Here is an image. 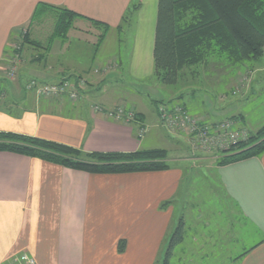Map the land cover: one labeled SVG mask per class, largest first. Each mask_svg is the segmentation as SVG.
Listing matches in <instances>:
<instances>
[{"label":"crops","instance_id":"0c3cea01","mask_svg":"<svg viewBox=\"0 0 264 264\" xmlns=\"http://www.w3.org/2000/svg\"><path fill=\"white\" fill-rule=\"evenodd\" d=\"M158 2L0 0V132L34 136L85 152H134L185 140V135L173 134L161 125L157 104L152 109L145 98L150 94L138 88L154 86L151 82L160 85L153 76ZM42 4L71 10L85 23L101 22L110 27L109 34L100 51L78 64L57 58L65 54L60 48L54 53L46 45L47 38L33 39L24 45L17 78L8 80L5 70L14 55L17 34L23 28L34 33L30 24ZM133 4L140 5L132 15L133 42L122 54L120 26ZM41 42L44 47L38 46ZM112 61L117 63L115 69L96 72L98 66ZM258 70L263 80L264 66ZM126 77L131 80L124 82ZM32 78L46 83L84 79L88 89L77 102L38 100L25 89ZM247 78L241 83L232 78L231 92L243 90L247 97L252 81ZM118 86L128 97L117 94ZM131 92L142 102L133 101ZM96 106L134 108L137 117L118 121L95 111ZM193 115L214 123L237 117V127L246 128L243 115L215 121L209 119L217 116L211 110ZM160 138L169 142L156 144ZM188 144L182 147L186 151L191 150ZM217 159L212 153L172 157L170 168L164 171L89 174L0 152V264H11L23 254L36 264H161L176 229L181 193L186 194L183 202L192 195L205 194L206 199L186 211L190 217L179 219L183 220V240L170 261L264 264V154L223 166ZM165 202L171 203L162 209ZM202 204L206 207L201 211ZM206 208L211 209V217L204 218ZM121 240L123 252L118 249Z\"/></svg>","mask_w":264,"mask_h":264},{"label":"trees","instance_id":"16d2710c","mask_svg":"<svg viewBox=\"0 0 264 264\" xmlns=\"http://www.w3.org/2000/svg\"><path fill=\"white\" fill-rule=\"evenodd\" d=\"M139 6L133 4L122 22H126ZM46 10L61 12L62 15L53 36L63 37L71 22L81 17L71 10L43 4L38 6L36 13H46ZM90 21L95 26L104 27L105 32L110 29L101 22ZM105 37V33L100 35L97 46ZM24 39L22 48L25 43H31L29 36ZM38 46L44 47L41 43ZM212 58L224 59L241 72L255 71L264 66V0H159L154 79L163 85H176L185 70L209 65ZM260 61L262 67L257 66ZM152 102L157 106L165 103ZM227 119L240 121L237 117ZM0 152L38 158L89 174L158 172L170 168L169 152L162 148L134 152H85L62 143L12 132H0ZM262 154L264 125L255 134H250L247 140L233 144L220 154L217 163L223 166ZM170 203L162 204V209ZM182 228L183 220H180L161 264H171L170 257L183 240ZM118 249L124 251V240L119 242Z\"/></svg>","mask_w":264,"mask_h":264},{"label":"rangeland","instance_id":"374dc122","mask_svg":"<svg viewBox=\"0 0 264 264\" xmlns=\"http://www.w3.org/2000/svg\"><path fill=\"white\" fill-rule=\"evenodd\" d=\"M61 12H48V13H40L37 14L34 18L32 25L30 24L31 29L34 33H29L28 28L21 29L18 32H23L25 29L27 31L26 35H30V41L38 40L39 37L47 38L49 42V46L53 47L54 53H56V49L60 48L61 51L64 52V56H58L57 58L63 59L68 63H81L85 62L88 56L93 52L94 55L96 52L100 51L99 44L100 35L105 33V35L109 34V30L105 32V28L102 26H95L93 24L85 23L80 18L74 19L71 24L66 29L63 37L53 36L55 31V26L58 22V19L61 17ZM121 30V53L124 54L128 46L131 42H133V32H134V17L130 16L129 19L122 24ZM35 33H39L38 36L34 35ZM22 35V34H21ZM25 35V36H26ZM24 37V35H22ZM25 38V37H24ZM25 40V39H24ZM22 39V41L24 42ZM20 41V42H22ZM22 42V43H23ZM58 42V43H57ZM32 43V42H31ZM60 43V44H59ZM43 46L44 42H41ZM64 47V49H62ZM114 49V48H113ZM112 49V50H113ZM24 46L21 51L23 53ZM59 52V51H58ZM209 65H200L193 67L191 69L185 70L183 76L179 79L176 85H157L154 82L152 86H138L141 91H147L150 95H146V100L149 102L148 104L153 109L155 105L152 100L156 101H164L168 105H184L186 109L192 114H202L203 111H214L217 113L215 117H209L211 121L220 120L223 117H230L233 115H243L245 118V129L249 131L250 134H255L257 132V128L262 127L264 125V77L262 79V75H260V71L253 70L251 72L245 71L241 72V70L235 68L230 63H227L224 59L219 58H212ZM262 61L258 63V67H262ZM117 67V63L115 61L108 62L105 64L104 67L98 66L97 70L100 71H110ZM238 71V72H237ZM237 72V73H236ZM253 73V74H251ZM236 74V75H235ZM235 75V76H234ZM251 78V90H248L249 95L245 97L243 95V90L239 92L232 93L230 86L232 85V78L237 79L239 83H241L242 78ZM247 78V79H248ZM34 79V78H32ZM38 80V79H36ZM124 82H128L131 79L126 77L123 78ZM40 81V80H39ZM245 86V84H244ZM248 87V83L246 84ZM115 91L117 94H123L124 91L117 90ZM121 89V88H119ZM145 89V90H144ZM248 89V88H247ZM130 97L135 102H142V99L136 92H131ZM234 94V95H233ZM239 94V95H238ZM223 95V96H222ZM139 96V97H138ZM244 96V97H243ZM128 97V95H127ZM119 96L116 97L118 99ZM141 98V100H139ZM149 98V99H148ZM151 100V101H150ZM228 101L226 103V101ZM141 105V104H140ZM223 105V106H222ZM198 117V116H197ZM200 118V117H199ZM205 123H214V122H207L205 119L200 118ZM116 120V119H115ZM243 127V126H242ZM238 128V127H236ZM151 132L156 131V129H149ZM172 133V132H171ZM149 134V133H148ZM175 134V133H173ZM182 135V134H181ZM177 138V137H176ZM178 139V138H177ZM190 139V138H189ZM189 139L183 138L178 139V144H170V146H163L162 149H166L169 152V158H177V157H198L201 154H211L208 152H197L196 151H186L183 146L185 147L186 144L189 143ZM169 142L166 138L155 141L156 144L164 145L165 143ZM150 145V144H149ZM190 146V144H188ZM187 146V147H188ZM214 154V153H212ZM217 156V155H216ZM219 157V156H218ZM185 193V191H183ZM196 193V192H194ZM201 193V190L199 194ZM182 198L177 203V215H176V227L179 225V219L184 217H190L189 214H186L188 209H193L194 204L197 202L202 203L206 199V195L203 194L202 196H194L187 197L184 202V196L186 194H182ZM205 205L202 204L200 206V210L202 211L205 209ZM205 214H203L204 218L211 217V209L206 208ZM198 211V210H197ZM191 221L190 219H188ZM176 230V229H175ZM253 231V230H251ZM174 233V232H173ZM177 256H175L176 258ZM171 264H176L175 261H171Z\"/></svg>","mask_w":264,"mask_h":264},{"label":"built area","instance_id":"2783aa9c","mask_svg":"<svg viewBox=\"0 0 264 264\" xmlns=\"http://www.w3.org/2000/svg\"><path fill=\"white\" fill-rule=\"evenodd\" d=\"M27 31L19 33L17 42L15 43L12 56L8 67L5 70V77L8 80H15L18 76L19 64L22 60V39ZM24 35V37L22 35ZM22 41V42H20ZM100 70H96L99 72ZM28 93L36 99L56 100L64 102L69 100L77 102L81 95L88 89V84L84 79L73 80L67 78L59 83H46L36 79H30L25 85ZM159 121L161 125L169 132L181 133L189 139L190 148L197 152L214 153L219 156L224 151H228L233 144L248 139L250 133L243 128H236L237 122L232 119H225L215 123H205L199 117L191 114L182 105H168L167 103H159L157 106ZM95 111L104 113L108 118L118 121L131 122L136 117L134 108L126 106H118L115 109L108 110L106 108L96 106ZM139 136H143L144 129L139 132ZM11 264H36V260L28 254H23L16 258Z\"/></svg>","mask_w":264,"mask_h":264}]
</instances>
